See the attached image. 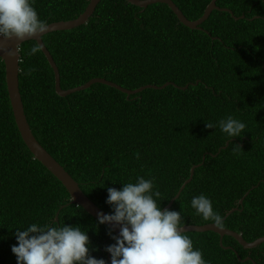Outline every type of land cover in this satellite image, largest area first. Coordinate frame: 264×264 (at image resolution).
<instances>
[{
    "label": "trees",
    "instance_id": "1",
    "mask_svg": "<svg viewBox=\"0 0 264 264\" xmlns=\"http://www.w3.org/2000/svg\"><path fill=\"white\" fill-rule=\"evenodd\" d=\"M173 1L196 21L213 0ZM90 2L35 0L34 7L51 24L77 19ZM217 6L232 13L216 10L202 30H192L166 4L143 9L102 0L85 25L43 37L64 90L95 78L129 90L171 83L165 89L128 96L94 84L61 97L45 54L27 55L36 43L28 41L20 47V92L36 139L104 211H111L107 188L137 176L155 177L163 210L204 161L170 209L182 212L181 227L212 224L191 208L192 197L204 194L222 214L223 228L253 242L264 236V0ZM229 115L246 124L240 137L206 126ZM70 203L68 190L22 139L0 58V264H17L15 228L48 221L87 228L99 249L91 254L110 262L109 227L97 228L95 218ZM185 234L209 264H264V243L246 249L229 236L222 246L214 232Z\"/></svg>",
    "mask_w": 264,
    "mask_h": 264
},
{
    "label": "clouds",
    "instance_id": "2",
    "mask_svg": "<svg viewBox=\"0 0 264 264\" xmlns=\"http://www.w3.org/2000/svg\"><path fill=\"white\" fill-rule=\"evenodd\" d=\"M34 4L35 0H0V37L35 40L27 52L29 56L42 50L43 45L36 37L41 38L49 28ZM0 51L9 57L17 52L3 48ZM206 126H218L228 138L240 137L246 129L244 122L231 115L219 120L218 125L207 123ZM160 198L155 177L137 176L135 182H123L120 189L107 188L105 202L111 211L98 213L96 224L97 228L99 225L112 226L107 235L113 243L104 247L110 254V262L91 254L99 249L92 245L87 228L65 221L33 222L23 229L15 228L17 243L11 246V252L17 264H209L203 252L194 247L193 240L182 230V212L162 210L158 203ZM190 204L203 220L223 227V216L214 210L209 197L193 196Z\"/></svg>",
    "mask_w": 264,
    "mask_h": 264
},
{
    "label": "water",
    "instance_id": "3",
    "mask_svg": "<svg viewBox=\"0 0 264 264\" xmlns=\"http://www.w3.org/2000/svg\"><path fill=\"white\" fill-rule=\"evenodd\" d=\"M102 0H91L89 6L87 7L86 11L77 19L70 20V21H61V22H54L49 25L48 31L41 37H36L37 41L43 45L42 51L45 54L50 66L52 67L54 74H55V89L56 93L61 97H67L71 94H74L76 92H80L86 89L91 88L94 84H104L107 86H110L112 88H115L119 90L120 92L127 94L128 96L140 93L146 89H164L171 85V83H166L163 86H156V85H147L143 86L137 90H129L126 89L114 82L108 81L105 78H95L90 80L84 85L64 90L61 86V75L59 68L57 64L55 63L51 53L47 49L43 37L49 33L56 32V31H67L74 28H77L79 26L85 25L88 23L89 19L93 16L97 6L100 4ZM130 4L146 9L151 5L155 4H166L177 16L178 20L181 24L184 26L192 29V30H202L201 25L204 24L211 16V14L216 10H223L226 12L232 13L229 9H221L217 6L218 0H213L206 8L203 16L196 20L191 21L189 20L184 13L180 10V8L174 3L173 0H126ZM28 41H35L29 37H25L23 40H17V39H11L7 40L2 37H0V48L3 49H11L15 51L17 50L16 55L13 57H9L6 52L0 51V58L4 61L5 67H6V81H7V89L9 93V98L13 110V114L15 117V121L17 124V127L20 131V134L22 136L23 141L25 142L26 146L30 150V152L33 154L34 158L39 161L49 172H51L68 190L70 196H71V203L75 204L77 206L82 207L87 213H89L93 218L97 220V214L100 212L108 213L104 211L102 208H100L98 205H96L81 189L80 184L66 171V169L40 144V142L36 139L34 136V133L32 131V128L28 122L25 108L20 92V62H21V56H20V47L23 43ZM188 87V86H187ZM187 87H184L182 89L186 90ZM181 88V87H179ZM228 145V143H227ZM226 145V146H227ZM205 159V157H204ZM204 163V161H203ZM202 163V164H203ZM201 164V165H202ZM201 165L194 166L191 169V175L189 180L185 182V184L182 186L181 190L177 194L175 198L169 203L168 206H166L164 209H170L174 202L180 197L182 191L185 189L186 185L189 184L193 178L195 170L200 167ZM246 197V196H245ZM241 199L240 204H243V201L245 199ZM238 208L234 209L231 213L237 211ZM231 213L228 215L230 216ZM227 216V217H228ZM224 220V219H223ZM109 228L112 227L111 225H106ZM183 231L185 233H206V232H214L218 235H220L221 238V245L223 246V239L225 236H229L234 238L240 245H242L246 249H254L264 243V236L261 238H258L257 240L253 242H247L242 234L235 232L233 230L223 228V227H217L212 224H206V225H188L183 226ZM116 233L118 234L119 229H115ZM226 249H231V247H225ZM110 257V254H109ZM239 257V255H238ZM240 261H252L251 258H247L246 260H242L239 257ZM256 264V263H255Z\"/></svg>",
    "mask_w": 264,
    "mask_h": 264
}]
</instances>
